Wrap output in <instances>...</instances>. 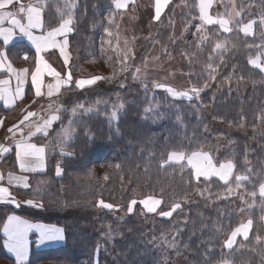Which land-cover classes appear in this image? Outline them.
Masks as SVG:
<instances>
[{"label":"trees","instance_id":"1","mask_svg":"<svg viewBox=\"0 0 264 264\" xmlns=\"http://www.w3.org/2000/svg\"><path fill=\"white\" fill-rule=\"evenodd\" d=\"M234 1L241 12L239 20L255 21L254 34L245 35L234 25L230 33L218 30V25L208 26L209 32L230 36L234 45L210 84L207 65L213 40L197 47V0H172L156 21L152 4L143 0L128 5L125 16L113 0H70L74 24L68 37L69 62L62 65L56 52L47 59L59 72L68 70L71 81L57 97L62 106L59 120L48 136L38 138L47 144L46 170L30 180L34 184L35 179H47L48 185L41 192L32 186L17 190L20 198L43 206H0V232L8 213L64 230L63 245L33 251L27 264H175L176 258L181 264H264V203L258 195L255 201L248 195L264 182V71L250 66L247 59L264 53L258 19L264 15V0ZM47 4L44 27L50 30L61 22V12L63 18L69 12L65 0ZM122 24L135 39L137 53L132 57L121 52L127 42L117 35ZM154 44L165 48L160 53L164 62L181 59V85L187 90L199 88L200 96L190 101L174 98L150 79L133 78ZM7 54L15 65L33 70L36 55L25 41L7 47ZM94 76L104 79L84 88L75 85L78 78ZM224 79L247 87L218 89ZM28 92L31 96L30 86ZM29 98L11 109L0 105L4 129L22 118ZM113 110L115 119L110 118ZM219 123L234 132L222 131ZM64 128L72 134L67 142L59 138ZM219 137L224 145L217 161L230 160L236 175L249 177L240 188L216 177L197 182L190 168L164 163L173 152L211 149ZM2 161L17 170L14 149ZM231 187L236 188L233 193ZM150 196L161 200L155 213H146L139 203L128 211L133 200ZM100 201L114 207L99 206ZM175 204L180 207L172 211ZM167 211L170 216L160 215ZM242 219L253 221L249 238L239 237L226 249L223 241ZM0 264H15L3 248L1 233Z\"/></svg>","mask_w":264,"mask_h":264},{"label":"snow or ice","instance_id":"2","mask_svg":"<svg viewBox=\"0 0 264 264\" xmlns=\"http://www.w3.org/2000/svg\"><path fill=\"white\" fill-rule=\"evenodd\" d=\"M223 3V0H220ZM14 3L19 5L18 13L25 14L27 23H21L20 19H17V13L11 11H0V22H3L5 19L11 18L10 23L19 29L20 33L27 37L28 40L32 41L33 44L36 46L37 56L39 57V53L42 51H46L48 49L58 48L60 54L64 56L65 63L67 64V56L65 55V47L68 43L67 39L65 38L63 42H60L56 39L57 36H64L66 37L69 32L72 31L71 24V9L74 7L70 3V0H65V7L68 9L69 18L63 19L64 13L61 12L62 22L60 23L59 27L52 28L51 30L47 31L46 34H42L40 36L33 35V29H41L44 27V9L48 6L47 0H36V2L29 3L25 5L24 3L20 2V0H0V10L6 9L9 5H13ZM169 0H155V15L154 19L159 20L161 13L164 9L168 6ZM213 0H199V20L201 24L197 26L196 32L198 34V41L197 47H201L205 42L209 40L216 39L219 35V32L209 33L207 35L203 34L206 32L205 25H219V30L223 32L230 33L233 31V28L229 25H234L238 27L240 32H243L245 35H249L252 32L253 24L255 21H249L248 23H243L242 19L237 20L233 18L231 12L226 14H219L217 17H213L209 15V8L212 6ZM115 9L119 10L122 8H126L128 6V0H114ZM234 7V5H233ZM243 9H241L242 11ZM241 12H235L236 17H240ZM111 17L109 18V23H111ZM264 23V20L261 21ZM13 35L12 29H4L0 28V37H3V43L7 45L11 40ZM224 48V43L216 40L214 47L212 48V52L215 53L217 50H221ZM24 59H27V55L25 54ZM127 57H125V61H127ZM7 60L6 53H0V67H3L5 61ZM209 60H212V55H209ZM250 63L259 67L261 71H264V66H261L258 63V60H250ZM43 65V67H42ZM7 68L9 71L15 72L16 70L12 68L10 62L7 63ZM207 69L210 70V78L211 73L215 71L213 68L212 63L207 65ZM45 70L48 74L54 75L57 80V91L59 90V85L64 83L60 79V74L55 71L51 65L47 64V62L42 61V59H37L36 61V70L32 73V85L34 87L35 95L40 96L42 95L41 87L43 84L42 76L44 75ZM126 70V69H125ZM28 70L23 69L17 73V88H16V98H22L23 89L22 85L25 81V76ZM136 73L140 72V69H135ZM133 78H137L135 75ZM104 79L101 76H94L91 79H81L77 80L76 86L78 88H84L86 86L93 85L96 81ZM71 81V75H68V82ZM9 81L2 80L0 81V85H7ZM205 87L207 85H204ZM154 87L156 88H163L171 94L174 98H185L189 101L193 99V97L198 96L200 89L193 86L189 91H176L175 89L163 85V84H155ZM53 85H48V95L51 96L53 94ZM8 92L6 88H0V99H5L6 104H14L15 99L11 97V95H5ZM82 107V106H81ZM75 113V109L73 110ZM35 115L34 113H28L24 119L27 120L29 117ZM117 117L116 111H113L112 118L115 119ZM59 117L53 115L49 120L45 121L43 125H38L36 127L35 132L29 133V138L32 135H35L36 132H43L45 135L47 134V129L51 126L54 120H58ZM3 121H0V126H2ZM24 120L20 121V124H23ZM13 129H16L21 132L22 129L19 128V125H13L12 128L8 129V132L12 133ZM65 135H68L67 130H63ZM15 157L18 163V167L22 172H35L44 167V147H37L35 144L29 143L27 139H21L15 142ZM10 151L9 147H5L0 145V156L6 155ZM63 154V153H62ZM186 162V163H185ZM165 164L175 163L178 165L181 170L185 167L191 169L192 177L199 182L200 178L203 177L206 181L211 180L212 177H217L219 180L223 181L225 184H228L233 176V169L234 165L229 160L227 162L217 163L214 162L213 157L202 151H193L190 154H185L184 152H173L168 155L167 161H164ZM163 166V165H162ZM57 175L61 174V169L59 165L57 166ZM3 177L0 176V180ZM9 183L16 182L17 186H22L23 188H28L29 185L27 183V177L22 176H14L13 174H9ZM246 181H249V177L246 175H236L235 176V184L237 188H240L242 184ZM255 201L257 195L261 199V202L264 203V183L259 185L258 191L253 190L248 193ZM243 199V197H241ZM13 203L16 207L20 205L16 202L15 198L11 196L9 189L6 187H0V203ZM136 201L133 200L129 206L128 211L131 212L132 205H135ZM144 207L149 212L156 211V208L160 205L161 200L154 199L153 197H148L146 200L141 201ZM26 204L33 207H42V204H36L33 200L26 201ZM99 206H102L107 209H112L114 206L112 204L104 203L103 201L99 202ZM179 204L173 205L172 211L176 208H179ZM243 211V209H241ZM161 215L170 216L171 212H162ZM253 221L249 219L247 223H241L238 227H236L232 232L228 240L225 242V246L227 248H232L233 244L236 241L238 235H242L245 240L249 238V230L252 228ZM3 231L7 240L4 243V247L10 252L13 253L16 259L17 264H27L28 255H29V233L35 232L38 235V239L36 241L37 246L44 244L46 242H52L57 240H62V229L55 228L52 226H48L45 224L40 223H31L25 219H21L16 215H9L7 217V223L4 224ZM259 239V237H257Z\"/></svg>","mask_w":264,"mask_h":264},{"label":"crops","instance_id":"3","mask_svg":"<svg viewBox=\"0 0 264 264\" xmlns=\"http://www.w3.org/2000/svg\"><path fill=\"white\" fill-rule=\"evenodd\" d=\"M155 1V0H154ZM20 2L24 3L25 5L29 4V3H35L36 0H20ZM115 5V4H114ZM128 5H134V3H129ZM154 8H155V4L153 5ZM128 7V6H127ZM126 7V9H127ZM18 8H19V5L14 3L13 5H9L6 9H3V10H0V11H11V12H14V13H17V19H20L21 20V23H24L26 24L27 23V19H26V15L25 14H20L18 13ZM153 8V9H154ZM124 9V8H122ZM122 9H119V10H122ZM44 14H45V10H44ZM155 14V12H154ZM69 17L67 18H63V19H68ZM10 19L11 18H8V19H5L3 22H0V28H4V29H9L11 28L12 29V32H13V35H12V38L11 40L9 41V43L7 45H5L3 43V37H0V53H6L7 55V60L5 61V64L3 67H0V81L2 80H7L9 81V83L7 85H0V88H6L8 89V92L5 94L6 96L7 95H11L12 98L15 99V103L14 104H6L5 103V99H0V105L4 108V109H11L13 108L17 103H19L20 101H22L23 99L25 98H29L30 101L29 103L27 104V108L24 110L25 113H23V116L22 118L15 124L13 125H19V128L22 129V134L20 131L16 130V129H13V132L10 133L8 132V129L9 128H12V126L4 129V121H3V117H1L2 115H0V121H3L2 123V126H0V145H3L5 147H9L10 148V151L6 154L8 155L9 153H11V151L14 149V158H15V163H16V166H17V170H10L8 168V166L6 164H4V162L2 161V158L4 156H0V176L3 177L2 180H0V187H6L9 189V192L11 193V196L15 198L16 202L18 201L20 204L22 205H27L26 204V201L30 200V199H27L25 202L22 200L24 198H19L17 196H21L20 194H17V190H25V188H23L22 186H17V183L16 182H12V183H9V174H13L14 176H22V177H27V183H29V181L31 180V177H33V175H36V174H42L45 172L46 170V167H47V147L44 145L43 141L42 140H38V138L40 137H46V135L50 132V130L52 129V124L51 126L47 129V134L45 135L43 132H36L35 135H32L30 138H29V133L30 132H35L36 130V127L38 125H43L45 121L49 120L53 115H52V112H51V115H46L45 114H40V116H36V109L40 106V105H45L46 108H50V106L52 105V103L54 101L57 100V97L61 91V89L65 86H68L70 84V82H68V75L70 74L68 70H66L65 72H59L55 66H52L51 64V61L49 59H47V56L49 53L51 52H56L60 58V62L64 65V66H67L68 62H69V59H70V53H69V49H68V43L64 49L65 51V55L67 56L68 60H67V64L65 63V59H64V56H62L60 54V51L58 48H54V49H48L46 51H42L39 53V57L37 56V52H36V46L35 44L32 43V41L28 40L27 37L23 36L19 29L14 27L11 23H10ZM62 22V20H61ZM60 22V23H61ZM59 23V25H60ZM73 20H72V24H71V29L73 27ZM56 26L54 28H57L59 27ZM51 30V29H50ZM33 35L35 36H40L42 34H46L47 31H49L48 29H45V27L41 28V29H33ZM73 31V29H72ZM71 31V32H72ZM69 32L67 34L66 37L64 36H57L56 39L60 42H63V40L66 38L67 41H68V37L70 35ZM25 41L35 52V55H36V61L37 59H42V61H45L47 62V64L51 65L52 68L55 69L56 72H58L60 74V79L62 81H64V83H61L59 85V90L57 91V88H56V85H57V80H56V77L54 75H50L47 73V71L45 70L44 72V75L42 76V81H43V84H42V87H41V92H42V95L40 96H36L35 95V91H34V87L32 85V73L36 70V61H35V66L33 68V70H29L27 66H17L15 65L9 58L8 54H7V47L11 46L12 44H14L15 42L17 41ZM24 57V55H23ZM10 62L11 65H12V68L15 69L16 71L15 72H12V71H9L8 68H7V63ZM43 67V65H42ZM23 69H27L28 72L25 76V81H24V84L22 85V89H23V94H22V98H16V88H17V84H18V81H17V73L20 72V70H23ZM92 78V77H91ZM91 78H78L75 80V82L77 80H81V79H84V80H87V79H91ZM51 84L53 85V94L51 96L48 95V85ZM76 85V83H75ZM30 86V90H31V96H29V92L27 94V88ZM87 87V86H86ZM50 110V109H49ZM52 111V110H50ZM28 113H34L35 115L29 117L27 120H25L24 118L26 116H28ZM58 117V115H55ZM21 120H24V123L23 124H20V121ZM56 120H54L52 123H55ZM4 129V130H3ZM21 139H27L29 143H32V144H35L37 147H44L45 148V153H44V157H45V160H44V167L38 171H35V172H22L19 167H18V163H17V160H16V157H15V152H16V149H15V142L16 141H19ZM217 178V177H216ZM27 189V188H26ZM18 199V200H17ZM5 204H10L12 205L13 207H15V204L13 203H0V206L1 205H5ZM29 206V205H27ZM9 215H16L18 217H20L21 219H25L31 223H40V224H45V225H48V226H52V227H55V228H59V229H62V235H63V239L62 240H57V241H52V242H46L44 244H41L39 246H37V239H38V235L35 233V232H30L29 233V236H28V239L30 241L29 243V255H28V260L30 258V255L33 251H40V250H45V249H50V248H54V247H58L60 245H63L64 242H65V233H64V230L61 226L59 225H56V224H51V223H45V222H41V221H35V220H29L27 218H24L16 213H8L5 217V220L1 226V235H2V243H3V248L7 254V256H9L15 264H17L16 262V259H15V256L13 253H10L5 247H4V243L5 241L7 240V237L5 236L4 234V231H3V227H4V224L7 223V217ZM28 260H27V263H28Z\"/></svg>","mask_w":264,"mask_h":264},{"label":"rangeland","instance_id":"4","mask_svg":"<svg viewBox=\"0 0 264 264\" xmlns=\"http://www.w3.org/2000/svg\"><path fill=\"white\" fill-rule=\"evenodd\" d=\"M140 1L141 0H128V4L129 3H134L136 5V4H139ZM143 1L146 4L147 3H151L152 4V7L154 8V6H153L155 4V1L154 0H143ZM171 2H172V0H169L168 6L170 5ZM198 4H199V0H197V6H198ZM233 5H234V7H233ZM113 6L115 7L114 0H113ZM249 7H250L249 9H250L251 12H254L255 11L256 15L259 14V12L256 11L255 7H252V6H249ZM182 8H183V6L179 7L178 8V11L180 12L182 10ZM198 10H199V7H198ZM122 11H123L122 14L125 16L126 15V8L122 9ZM208 11H209V15L213 16L214 18L217 17L219 14H226L228 12H231L234 19H237V20L240 19V17H236L235 16V12H237L238 10L235 8V1L234 0H223V3H221L220 0H213L212 6L209 8ZM154 12H155V8H154ZM127 15H128V13H127ZM132 15L133 14H130L129 16L132 17ZM67 17H69V16H66L64 18H67ZM71 19H72V17H71ZM258 19H259V21L261 23L262 35L264 37V23L261 22L262 20H264V15L261 14L258 17ZM249 21H252V20H248V21L243 22V23L246 24ZM175 22L179 24V22L177 20ZM200 24H201V21H200ZM208 26L209 25H205L206 32L203 33V34L207 35L209 33L218 32V31L209 32ZM72 29H73V27H72ZM126 29H127V25L122 24V27L118 28V30H117V35H119L120 38L122 37V38L127 39V42L126 43H123V49H124V51H121L123 53V55H125L127 57H132L133 55H136V53H137L136 44L134 42L135 39L133 37H131V34L130 33H126L125 32ZM252 34H254V29H252V32L249 35H252ZM197 39H198V36H197ZM217 39L219 41H221V42L224 43V48L221 49V50H217L215 53L212 52V54H211L212 55V60L211 61L209 60V63H212L213 68H215V71L214 72H217L218 71V66L222 68V64L226 63V60L229 57H231V54H230L229 51L234 46L233 44L229 43L230 42V36L228 38H226L225 36L219 34L216 37V39H213L212 48L214 47V44L216 43V40ZM134 44H135V48H134ZM118 51H120V50H118ZM163 52H165V48L162 49V48H160V46L158 44H154L153 47H152V49L150 50L149 54L145 58L143 64L140 67H137V68L140 69V72L139 73H136L135 72V76L138 79H146V80L147 79H150L155 84H163V85H166V86H169V87L175 89L176 91H181V92L182 91H189V90L185 89L183 87V85H181V84H183V81H184L181 78L182 75H183L182 74L183 73V69H182V65H181V59H179L178 57H175V58L174 57H170V58H168V60H166V62H164V60H161V58H160V53H163ZM247 59H248L249 65L252 66V67L259 68V67H256L255 65L251 64L250 63V60H258V63L261 66H264V53L261 56L260 55H256L254 57H248ZM164 63H167V64H164ZM51 64H52V66H55V68L58 70L55 62H51ZM207 71H210V70L207 69ZM214 72H212L213 74L211 76L212 78H211L210 84H213L214 83L215 78H216V76L218 74V73H214ZM246 87H247L246 84L239 83V82H237V80L236 81L235 80L231 81L230 79H224L217 86V88L218 89H221V90H234V91L235 90H239L241 88L242 89H246ZM207 89H208V87H205L204 88V91H206ZM164 90H166V89H164ZM201 94L202 93L199 92V95L198 96H200ZM61 108H62V106H61V104L57 100L52 103V105L50 106V108H46L45 105H43V106L40 105L36 109V116H40L41 113L42 114H45V116L46 115H51V112H52V115H58V117H59V112H60ZM49 109L52 110V111H50ZM113 111H112V113H113ZM116 113H117V111H116ZM110 118L113 119L112 117H110ZM54 124L55 123H52V129L54 127ZM217 126H219L220 129L222 131H224V132H229V133L234 132V130H232V128L227 127V126H224L221 123L217 124ZM63 130H67V129L66 128L61 129V131L59 132V138H60L61 142H67L68 139H69V137L72 136V134H71V132H69L67 130L68 135H65V133H64ZM239 132H241V131L239 130ZM48 134L46 136H48ZM44 145L47 147V144L46 143H44ZM223 145H224V138L219 137L216 140V146L215 147H213L211 149L201 150V151L210 154L213 157L214 162H216L217 163V166H219V162L217 161V156L221 152V150L223 148ZM59 148H60L61 151H64V148H63L62 145H60ZM221 163H223V162H221ZM235 176H236V174H235L234 169H233V176H232L231 180L229 181V183H232V182L235 181ZM202 178L203 177H201L200 179H202ZM28 185H29V188L32 186L33 191H35V192H41V191H43L47 187L48 181H47V179H35L34 180V184H32V182L29 181ZM235 189H236L235 187H231L230 190H229V193H233L235 191ZM17 197H19V196H17ZM147 198L136 200V203H139V205L143 208V210L146 213H155L156 211H154V212L147 211V209L141 203V201H144ZM154 199H158V198H154ZM22 200L23 201L24 200L26 201V199H22ZM18 201H17V203L20 205V203ZM34 202L36 204H38L37 201H34ZM158 207L156 208V210L158 209ZM132 208H134L133 205H132ZM167 212H169V211H167ZM161 216L168 217V216H164V215H161ZM247 221H248L247 219H242L241 223H247ZM230 235H231V233H229L226 236V239L223 241V247H225L226 249H229V248H227L225 246V242L228 240V238L230 237ZM239 237H243V236L242 235H238L237 238H236V240ZM234 245H235V243L233 244V246ZM175 264H181L180 260H177V258H176L175 259ZM223 264H227V263H223Z\"/></svg>","mask_w":264,"mask_h":264}]
</instances>
